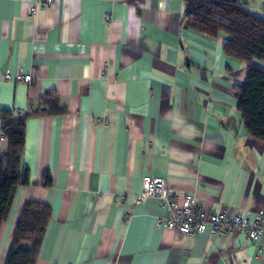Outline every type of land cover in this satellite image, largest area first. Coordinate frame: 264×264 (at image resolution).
<instances>
[{
    "label": "crops",
    "instance_id": "obj_1",
    "mask_svg": "<svg viewBox=\"0 0 264 264\" xmlns=\"http://www.w3.org/2000/svg\"><path fill=\"white\" fill-rule=\"evenodd\" d=\"M42 1L0 0V111L28 113L0 264L28 200L50 208L34 264H264V241L180 234L156 225L160 198L137 199L159 177L179 202L264 220V141L237 107L229 35L188 27L183 0ZM19 69L30 83L4 79ZM47 93L64 113L36 112Z\"/></svg>",
    "mask_w": 264,
    "mask_h": 264
},
{
    "label": "trees",
    "instance_id": "obj_2",
    "mask_svg": "<svg viewBox=\"0 0 264 264\" xmlns=\"http://www.w3.org/2000/svg\"><path fill=\"white\" fill-rule=\"evenodd\" d=\"M186 25L199 33L215 36L225 32L229 39L223 44L227 55L245 62V81L235 88L237 107L250 135L264 141V15L249 10L234 0H183ZM58 99L50 93L42 98L36 112L64 113ZM26 111H0L1 135L6 148L0 152V225L5 219L14 189L28 183L21 170L24 152ZM50 178L44 176L43 184ZM50 208L41 202L25 201L14 226L4 264H34ZM28 241L29 247L21 242Z\"/></svg>",
    "mask_w": 264,
    "mask_h": 264
},
{
    "label": "built area",
    "instance_id": "obj_3",
    "mask_svg": "<svg viewBox=\"0 0 264 264\" xmlns=\"http://www.w3.org/2000/svg\"><path fill=\"white\" fill-rule=\"evenodd\" d=\"M53 0H43L42 4H50ZM34 10L30 14L33 16ZM5 80L14 82L30 83L31 74L23 70L12 73L10 70L4 74ZM22 113V110H16ZM5 137L0 135V140ZM144 196H157L162 203L169 208L167 218L156 220L157 226H165L184 235H194L207 232L211 236L225 233L244 234L251 241H264V220L254 218L250 220L248 216L238 214V212L211 211L195 205L192 198H185L179 202L178 197L173 194L163 178H149L143 185L141 193L137 199Z\"/></svg>",
    "mask_w": 264,
    "mask_h": 264
}]
</instances>
